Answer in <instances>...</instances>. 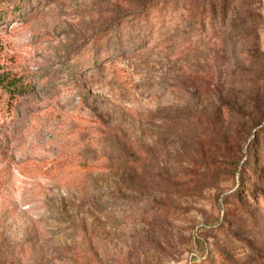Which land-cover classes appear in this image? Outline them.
Masks as SVG:
<instances>
[{
  "label": "rangeland",
  "instance_id": "374dc122",
  "mask_svg": "<svg viewBox=\"0 0 264 264\" xmlns=\"http://www.w3.org/2000/svg\"><path fill=\"white\" fill-rule=\"evenodd\" d=\"M167 4L1 23L0 264H264V0Z\"/></svg>",
  "mask_w": 264,
  "mask_h": 264
},
{
  "label": "trees",
  "instance_id": "16d2710c",
  "mask_svg": "<svg viewBox=\"0 0 264 264\" xmlns=\"http://www.w3.org/2000/svg\"><path fill=\"white\" fill-rule=\"evenodd\" d=\"M15 6L9 10H1L0 9V25L2 22H8L9 19H18L20 17V11L23 8L24 3L26 0H15ZM163 5L165 7L168 5V0H162ZM1 8V7H0ZM157 13V12H156ZM205 18V16H204ZM8 20V21H7ZM0 89L9 93L12 96L15 95H25L30 93L33 88L32 85L26 83L24 78H17L14 75H1L0 76Z\"/></svg>",
  "mask_w": 264,
  "mask_h": 264
}]
</instances>
